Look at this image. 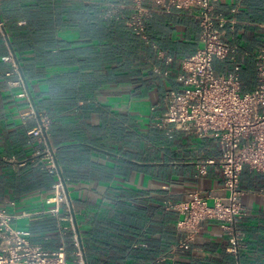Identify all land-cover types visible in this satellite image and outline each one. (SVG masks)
Listing matches in <instances>:
<instances>
[{
	"label": "crops",
	"instance_id": "crops-1",
	"mask_svg": "<svg viewBox=\"0 0 264 264\" xmlns=\"http://www.w3.org/2000/svg\"><path fill=\"white\" fill-rule=\"evenodd\" d=\"M115 2L128 0H0V200L13 226L48 250L70 248L65 213L47 203L59 178L50 151L88 264H264V174H242L239 257L220 222L202 223L192 242L178 226L176 206L192 194L228 202L220 168L201 176L196 167L219 157L216 141L155 122L166 95L182 88L180 60L201 47L197 20L156 15L148 42L116 20ZM217 8L230 20L228 42L252 56L264 48V0H220ZM252 56L246 91L256 86ZM214 67L225 74L230 65ZM40 127L44 136L32 138Z\"/></svg>",
	"mask_w": 264,
	"mask_h": 264
},
{
	"label": "built area",
	"instance_id": "built-area-1",
	"mask_svg": "<svg viewBox=\"0 0 264 264\" xmlns=\"http://www.w3.org/2000/svg\"><path fill=\"white\" fill-rule=\"evenodd\" d=\"M219 2L128 0V3L112 4V7L119 20L148 42L147 22L156 15L178 14L197 20L201 47L180 60L182 88L171 90L166 95V111L155 122L159 128L180 130L203 139L212 137L216 141L219 157L198 161L196 167L201 176L207 175L212 166L220 168L228 191V202L224 204L217 200L211 205L208 197L192 194L188 201L176 206L183 215L178 226L190 233L188 240L192 242L202 223L211 219L220 222L229 241L228 251L239 257L245 248L239 229L246 216L242 174L245 168L264 174V48L252 56L226 40L230 20L218 10ZM154 47L161 60L168 64L173 62L174 59L164 50ZM251 56L256 86L246 91L243 70ZM5 61L12 62L14 71H18L12 55L6 56ZM216 61L227 62L230 65L228 72L217 74ZM29 135L42 138V127L30 131ZM46 156L51 165L50 172L59 177L54 196L47 203L54 205L52 214L65 213L69 225L64 230L71 233L70 248L63 243L56 250H48L34 243L28 230L13 226L16 216L0 200V264H88L74 224L65 182L58 174L53 154L48 151ZM182 245L185 247L186 243Z\"/></svg>",
	"mask_w": 264,
	"mask_h": 264
},
{
	"label": "trees",
	"instance_id": "trees-1",
	"mask_svg": "<svg viewBox=\"0 0 264 264\" xmlns=\"http://www.w3.org/2000/svg\"><path fill=\"white\" fill-rule=\"evenodd\" d=\"M114 4H120V3H118V2H115ZM124 13H126V14H128V11H124ZM116 20H119L118 18H116ZM120 22L122 21V20H119ZM123 22V21H122ZM124 23V22H123ZM148 29V28H147ZM148 31V30H147ZM148 34V33H147Z\"/></svg>",
	"mask_w": 264,
	"mask_h": 264
}]
</instances>
